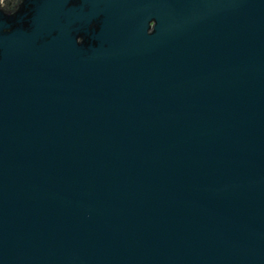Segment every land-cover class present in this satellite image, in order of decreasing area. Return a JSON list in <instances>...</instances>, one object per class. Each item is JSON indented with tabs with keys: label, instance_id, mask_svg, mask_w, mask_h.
I'll return each mask as SVG.
<instances>
[{
	"label": "water",
	"instance_id": "95a60500",
	"mask_svg": "<svg viewBox=\"0 0 264 264\" xmlns=\"http://www.w3.org/2000/svg\"><path fill=\"white\" fill-rule=\"evenodd\" d=\"M0 264H264V0H0Z\"/></svg>",
	"mask_w": 264,
	"mask_h": 264
},
{
	"label": "flooded vegetation",
	"instance_id": "af4514ba",
	"mask_svg": "<svg viewBox=\"0 0 264 264\" xmlns=\"http://www.w3.org/2000/svg\"><path fill=\"white\" fill-rule=\"evenodd\" d=\"M7 5V0H2V6L5 7ZM79 41H81L80 39H78Z\"/></svg>",
	"mask_w": 264,
	"mask_h": 264
}]
</instances>
